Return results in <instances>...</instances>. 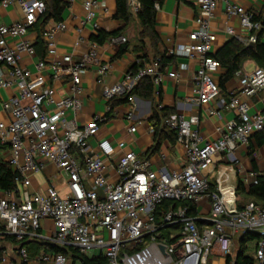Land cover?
Instances as JSON below:
<instances>
[{"label":"built area","instance_id":"1","mask_svg":"<svg viewBox=\"0 0 264 264\" xmlns=\"http://www.w3.org/2000/svg\"><path fill=\"white\" fill-rule=\"evenodd\" d=\"M126 1L136 15L140 1ZM14 4L20 6L22 18L8 24L0 21V91H13L1 101L6 116L0 118V142L5 145V159L19 173L15 190L0 189V223L5 231L18 240L42 238L67 251L72 247L84 255H103L105 264H208L214 254L226 260L230 256V264H235L234 240L256 232L261 237L254 246L253 264H264V205L250 201L239 207L236 188L213 187L209 177L217 156H234L240 146H249L252 136L264 130V110L253 109L251 102L264 89V67L238 70L239 89L228 91V98L219 100L222 67L212 55L217 41L212 20L219 5L224 4L228 18H239L246 33L231 25L226 26V32L247 45L257 41V31L263 28L262 22L254 19V12L234 0H200L195 28L186 42L164 50L170 58L166 63L159 57L142 61L120 80L108 84L111 64L100 60L97 43L80 58L59 53L56 36L68 29L62 19L46 27V56L37 57L28 34L46 11V3L0 0L4 8ZM82 6L85 15L77 28L78 42L85 24L99 29L98 13L109 10L102 0H83ZM117 36L109 41H126L125 36ZM25 57L33 60L31 66ZM192 61L196 66L186 101L221 120L215 138L203 135L198 113L186 115L174 110L163 123L176 134V142L182 147L179 168H154L150 160L127 149L124 139L112 142L99 138L93 149L90 141L98 136L108 117L96 113L89 122L79 121L87 70L96 66L107 111L113 108L115 98H126L127 133L135 134L144 127L154 134L153 123L137 117L133 90L147 76L155 86L166 76L178 80ZM50 79L66 82L69 93L59 94ZM158 103L159 108L165 106ZM223 109L233 116L224 119ZM48 163L55 166L57 178L68 175L66 193H61L55 183L44 193L29 190L31 172L42 171ZM258 176L251 170L242 181L249 187ZM204 200L209 205L206 212L199 209ZM190 204L196 206V214L191 213ZM44 219L52 224L47 232H43ZM17 252L19 264H66L68 260L63 251L42 249L34 257L26 247ZM0 264L14 262L4 254Z\"/></svg>","mask_w":264,"mask_h":264},{"label":"crops","instance_id":"2","mask_svg":"<svg viewBox=\"0 0 264 264\" xmlns=\"http://www.w3.org/2000/svg\"><path fill=\"white\" fill-rule=\"evenodd\" d=\"M65 8L62 12L63 19L68 26L66 31L59 32L56 36L59 53H71L74 58H80L83 53L90 50L92 44L97 43L98 57L101 61L110 62L111 68L106 77L107 83L112 84L120 80L123 74L131 69L134 65L142 61H153L158 53L164 52L170 46L179 45L188 40L189 33L195 28V19L200 15V0H163L157 4L156 15V31L159 35L157 48L152 46L149 38H145V46L140 47L139 40V21L136 15L126 23L124 20L116 17L117 0H102L109 10L108 12L100 11L98 13L99 29H95L92 24H85L81 32V41H79V32L77 28L81 25L85 11L82 6L83 0H63ZM238 4L244 6L247 10L257 13L264 7V0H234ZM224 4H220L215 12L212 20V28L217 33V41L215 43V51L219 49L226 41L233 38L229 35L225 28L227 25L233 26L237 31H243L240 20L236 16L228 18L225 14ZM22 18V10L18 4L9 7L0 6V21L3 23H11ZM56 21L50 19L45 25L37 22L29 31V37L33 40L37 57L45 58L46 48L43 38V32L46 27ZM100 29L107 32L119 31L118 36H125L127 50L121 55H117L119 46L123 43H112L109 40L103 44L95 41L94 35ZM243 33H246L243 31ZM117 36V37H118ZM261 40L264 42V32L261 35ZM157 49V50H156ZM146 55V56H144ZM25 63L32 65L31 59L24 58ZM191 68L183 71L180 78L173 79L168 76L164 78L159 86H156V101L165 106L174 108L176 111L184 112L186 115L198 113L200 115V129L203 135L207 138H215L216 125L220 123V119L216 116H209L204 112V108L197 107L186 101L187 95L190 93L192 86L193 68L196 66L192 61ZM256 66L253 60H247L244 63L243 70H252ZM172 67V65H171ZM96 66L91 67L83 76V108L79 114L81 123L89 122L92 116L96 113L106 114L108 119L102 123L99 129L98 136L91 139L93 149H96L97 139L110 138L112 142L120 139L127 141V149H132L139 154L141 158L151 161L152 166L158 167L165 165L168 169H176L180 167V158L182 157V147L179 143L171 142L168 138L163 139L158 149H153L155 145L154 134H150L146 128L140 127L135 134L126 132L127 121L124 118L126 105L123 101L114 102L113 108L110 111L106 110L107 101L103 97V86L97 82L95 73ZM224 69H221V73ZM59 92V94H68L69 87L66 82L49 80ZM240 87L239 76H235L229 80L225 89H222L220 99L228 98V91L238 90ZM13 93L12 89H2L0 91V118H4L6 113L1 109L2 98ZM119 98H115L116 101ZM253 109L264 110V89L260 90L251 98ZM113 103V102H112ZM137 117L153 122L151 120L152 105L151 100L140 96H136ZM233 115L226 109H223L224 119H229ZM256 171L259 174H264V143L259 145L255 135L252 136L249 146H240L234 156H217L214 165L209 170V177L213 187H235L237 188L239 179L243 178L247 172ZM57 170L55 166L48 163L42 171L31 172V184L29 190L33 192L44 193L49 184L55 183L61 193L68 191L65 181L55 176ZM244 201L245 198H242ZM209 205L204 200L199 209L202 212L208 211ZM204 214V213H203ZM44 230L47 232L52 224L50 220L44 219ZM8 257L13 260L14 264L18 260V256L13 250L8 249ZM7 253V249L4 254ZM15 260V261H14ZM211 264H227V260L217 254L210 257ZM43 264V263H41ZM46 264H55L49 262Z\"/></svg>","mask_w":264,"mask_h":264},{"label":"trees","instance_id":"3","mask_svg":"<svg viewBox=\"0 0 264 264\" xmlns=\"http://www.w3.org/2000/svg\"><path fill=\"white\" fill-rule=\"evenodd\" d=\"M46 3V11L38 18L37 22L41 25H45L50 19L60 20L63 19L62 12L65 8V2L63 0H44ZM141 3V9L136 14L139 21L140 31L139 40L140 47L145 46L144 39L149 38L152 42V46L157 48L159 35L156 31V15H157V4H160L163 0H139ZM133 14L130 12L126 0H117V11L116 17L124 20L126 23L130 22L133 18ZM254 19L260 20L262 22L263 28L257 31V41L255 46L251 47L236 38H231L226 41L219 49L212 53L213 57L220 61L221 67L224 72L221 73L219 78V85L221 89H225L226 84L229 80L236 76L238 70L243 69L244 63L247 60H253L259 66L264 67V42L261 40V35L264 32V7L257 13H254ZM36 22V23H37ZM35 23V24H36ZM119 35V31L107 32L100 29L94 39L99 44H103L105 41L110 40L112 37ZM128 46L125 42L124 45L119 46L117 55H121L127 50ZM157 50V49H156ZM161 61L166 63L170 58L164 55V53H158ZM146 56V55H144ZM134 65L132 68H135ZM136 96H140L151 100L152 105V115L151 120L154 125V139L155 145L153 149H158L161 145L163 139L168 138L171 142L176 141V134L170 130L164 123V118L170 113L174 112V108L169 106H163L159 108L158 102L156 101V86L153 83L152 77H144L133 90ZM126 98L119 97L114 102L125 101ZM257 143L261 145L264 143V130L254 134ZM19 173L12 168V166L5 159V145L0 142V189L3 191H12L17 188V177ZM238 200L237 204L242 207L245 203L253 201L264 205V174H259L258 181L249 187L244 185V182L240 178L236 188ZM242 198H245L243 201ZM190 210L192 214H196V206L190 204ZM259 233H250L241 236L237 239L238 250L235 256V264H253L254 259L250 254H245V248L247 242H255L260 239ZM7 243H11L16 250L21 247H26L30 256L34 257L42 249L49 252H59L63 251L70 255L73 259V263L76 259L81 261V264H105L106 258L103 255L99 256H88L81 254L78 249L70 247L69 251L65 248H59L44 239L25 238L23 240H18L16 236L9 234L5 231L4 226L0 223V262L3 259L4 253L7 248ZM20 258V257H19ZM231 257L227 258V264H230ZM21 261V258H20ZM18 262V264L20 263ZM17 262V261H16Z\"/></svg>","mask_w":264,"mask_h":264},{"label":"rangeland","instance_id":"4","mask_svg":"<svg viewBox=\"0 0 264 264\" xmlns=\"http://www.w3.org/2000/svg\"><path fill=\"white\" fill-rule=\"evenodd\" d=\"M9 95H10V93L8 95H6V96H9ZM67 179H68V175L66 173H63L62 176H61V180L64 182ZM39 239H42V238H39ZM237 239L238 238H236L234 240L233 255H232L233 258L236 256V252L238 250ZM6 245H7V248H6L7 249V253L6 254L7 255L9 254L8 253V251H9L8 249L13 250L15 252V254L18 256V260H16L17 262L15 260L14 261H15L16 264H18V262L20 261V258H19L17 250L14 248V246L11 243H7ZM254 246H255V242H252V241L247 242V246L245 248V254H250V255L253 256L254 255ZM66 264H81V261L79 259H76L75 262L73 263V259L69 255ZM208 264H211L210 261H209Z\"/></svg>","mask_w":264,"mask_h":264},{"label":"water","instance_id":"5","mask_svg":"<svg viewBox=\"0 0 264 264\" xmlns=\"http://www.w3.org/2000/svg\"><path fill=\"white\" fill-rule=\"evenodd\" d=\"M248 46H251V47L255 46V42L249 43Z\"/></svg>","mask_w":264,"mask_h":264}]
</instances>
